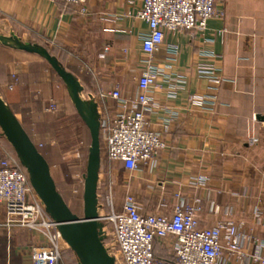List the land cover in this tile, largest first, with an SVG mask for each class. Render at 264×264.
<instances>
[{"label":"crops","instance_id":"0c3cea01","mask_svg":"<svg viewBox=\"0 0 264 264\" xmlns=\"http://www.w3.org/2000/svg\"><path fill=\"white\" fill-rule=\"evenodd\" d=\"M140 3L88 0L87 11L81 14L64 0H0V29L5 28L0 33L52 45L78 79L83 95L117 86L122 96L131 99L143 70L140 35L148 28L134 17ZM221 4L225 16L209 19L203 34L167 33L153 53L161 74L159 87L151 93L159 106L149 119L166 146L136 171L113 163L112 178L117 186L114 196L129 190L148 211L171 209L178 192L188 202L198 201L202 226L227 215L242 222L248 252L253 249L248 237L260 238L264 227V0H222ZM219 29L224 33L215 34ZM172 45L177 46L176 54L170 52ZM201 49L209 54L203 56ZM37 58L42 60L0 44V94L46 158L59 189L50 165L51 150L45 144L46 125L54 120L53 114H62L72 103L62 82L48 69L31 67L32 60L40 62ZM201 62L216 66L223 78L216 86V103L211 110L186 109L183 105L191 93L209 92L207 79L196 71ZM53 101L54 113H49L46 109ZM100 103L99 118L117 109L109 98ZM168 109L178 114L163 129ZM0 142L8 144L4 137ZM100 177L101 169L98 183ZM142 198L150 206L143 205ZM3 220L0 206V264H32L29 248L40 236L24 228L7 230ZM59 264L67 263L62 258ZM217 264L258 263L228 255Z\"/></svg>","mask_w":264,"mask_h":264},{"label":"built area","instance_id":"2783aa9c","mask_svg":"<svg viewBox=\"0 0 264 264\" xmlns=\"http://www.w3.org/2000/svg\"><path fill=\"white\" fill-rule=\"evenodd\" d=\"M64 1L76 5L81 14L87 11L88 0ZM221 3L222 0H141L134 17L144 21L148 28L140 35L144 59L135 96L131 99L122 96L117 86L97 94L82 93L83 97L93 99L98 107L107 98L117 106L111 116L99 118L106 165L118 162L126 171H136L166 146L161 133L151 127L149 119V114L159 106L151 93L159 87L161 74L152 55L167 33L187 31L191 35L203 34L209 19L225 16ZM224 31L219 29L214 33L222 34ZM208 40L204 38V41ZM170 52L176 54L177 46L172 45ZM201 54L207 56L209 51L201 49ZM196 71L207 79L209 92L191 93L183 107L211 110L216 103L217 83L223 78L217 75V67L208 62L199 63ZM8 86L11 88L12 84ZM177 114L176 109H168L163 129ZM0 153V206L4 210L1 225L7 230L24 228L40 236L39 242L29 248L32 264H59L67 244L60 236L57 223L30 185L27 172L11 147L0 142ZM109 171L105 201L101 204L98 200L97 209L102 225V242L115 264H217L228 255L236 260L264 264V227L260 238L248 237L253 249L246 252L244 243L247 236L242 231V222H236L227 215L210 226H202L198 201L188 202L178 192L174 194L176 202L171 209L154 212L144 209L135 195L127 190L117 209L114 203L115 183ZM107 229L115 244L113 250L106 244ZM154 240L165 247L171 260L154 255Z\"/></svg>","mask_w":264,"mask_h":264},{"label":"water","instance_id":"95a60500","mask_svg":"<svg viewBox=\"0 0 264 264\" xmlns=\"http://www.w3.org/2000/svg\"><path fill=\"white\" fill-rule=\"evenodd\" d=\"M0 44L33 53L44 59L62 81L69 99L86 125L90 144L83 174L82 216L68 205L56 187L49 163L0 94V131L25 168L28 180L50 217L57 223L61 238L79 264H115L104 246L102 225L98 220V177L101 163L100 120L97 103L82 95L76 76L67 70L49 50L38 43L0 33Z\"/></svg>","mask_w":264,"mask_h":264},{"label":"rangeland","instance_id":"374dc122","mask_svg":"<svg viewBox=\"0 0 264 264\" xmlns=\"http://www.w3.org/2000/svg\"><path fill=\"white\" fill-rule=\"evenodd\" d=\"M0 30L5 31V28H1ZM53 50V46H48ZM35 57V56H33ZM33 59V58H32ZM36 59V58H34ZM40 62H31V67L34 70H40L45 68L46 70L52 74V76L56 79V81L60 82V78L56 75L50 65L44 60L37 58ZM62 82V81H61ZM63 84V83H62ZM61 84V85H62ZM65 101L62 99L61 103ZM67 101V100H66ZM53 103L51 107L50 104ZM47 107V111L49 113H54L55 109L54 101L51 102ZM54 120L46 125L47 135L45 144L51 150V154L49 155L50 165L52 168V172L54 174L55 180L58 184V190L61 191V194L65 201L68 203L70 208L79 216H82V190H83V174L85 171L86 159H87V151L90 144V136L86 125L77 115L76 111L73 107L69 105L68 110L62 114L55 113L53 114ZM45 130V131H46ZM100 150H101V177L98 183V200L101 204H104V194L106 183L109 179V169L114 168L113 165H106L105 162V148L104 142L102 138H100ZM1 157V153H0ZM120 179V178H119ZM117 187V186H115ZM116 192V191H115ZM123 194L118 191L114 196L115 207L120 205ZM143 205L150 206L148 200L143 199ZM145 200V201H144ZM106 244L112 250L115 248V244L112 238V234L107 229L106 236ZM64 253L63 261L69 264L70 261L72 263L78 262L74 253L69 249L66 245L63 248ZM67 253H70L67 255Z\"/></svg>","mask_w":264,"mask_h":264},{"label":"trees","instance_id":"16d2710c","mask_svg":"<svg viewBox=\"0 0 264 264\" xmlns=\"http://www.w3.org/2000/svg\"><path fill=\"white\" fill-rule=\"evenodd\" d=\"M36 43H38V44H40V45H43V46H45L48 50H49V52L53 55V56H55L60 62H61V64L64 66V64H63V62L61 61V59L60 58H58L57 56H56V52H55V49L53 48V50H51V48H49L47 45H44L43 43H40V42H36ZM65 67V66H64ZM66 68V67H65ZM67 69V68H66ZM68 70V69H67ZM70 71V70H69ZM71 72V71H70ZM72 107H73V105H72ZM73 109H74V107H73ZM75 110V109H74ZM78 115V114H77ZM102 168V161H101V163H100V169ZM99 169V170H100ZM97 195H98V192H97ZM66 251H63L62 250V258L65 256L64 255V253H65ZM153 252H154V255L155 256H157V257H159V258H162V259H166V258H168L169 260H171V256L167 253V251H166V249H165V247L162 245V244H160L158 241H156V240H154V242H153ZM64 255V256H63Z\"/></svg>","mask_w":264,"mask_h":264}]
</instances>
